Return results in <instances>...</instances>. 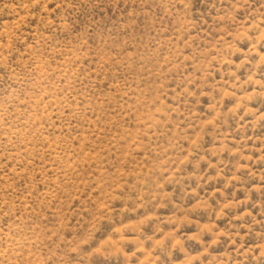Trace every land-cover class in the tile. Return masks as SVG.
Masks as SVG:
<instances>
[{"label": "rangeland", "instance_id": "1", "mask_svg": "<svg viewBox=\"0 0 264 264\" xmlns=\"http://www.w3.org/2000/svg\"><path fill=\"white\" fill-rule=\"evenodd\" d=\"M0 264H264V0H0Z\"/></svg>", "mask_w": 264, "mask_h": 264}]
</instances>
